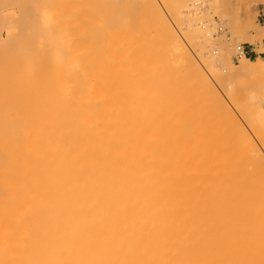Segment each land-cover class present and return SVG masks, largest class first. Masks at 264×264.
<instances>
[{
    "label": "bare ground",
    "instance_id": "obj_1",
    "mask_svg": "<svg viewBox=\"0 0 264 264\" xmlns=\"http://www.w3.org/2000/svg\"><path fill=\"white\" fill-rule=\"evenodd\" d=\"M66 1L0 0V264H264V159L256 178L232 148L218 161L219 129L200 169L173 125L178 108L208 134L195 89L166 96L208 63L183 42L213 31L188 0H76L75 24ZM206 2L251 23L254 0Z\"/></svg>",
    "mask_w": 264,
    "mask_h": 264
},
{
    "label": "rangeland",
    "instance_id": "obj_2",
    "mask_svg": "<svg viewBox=\"0 0 264 264\" xmlns=\"http://www.w3.org/2000/svg\"><path fill=\"white\" fill-rule=\"evenodd\" d=\"M156 1L157 5L160 6L159 1L161 0ZM188 1L192 7L184 10L181 17L186 21L189 19L196 20L195 23L193 21L195 29L198 28L199 31L202 30L201 33L206 30L208 32L212 30L213 32L211 31L212 34L207 35L211 38L207 37L206 39V35L202 33V35H204L203 39L202 35L199 40L189 41L187 39V42L193 45L194 48L188 47L185 43L186 41L183 42V44L187 48L188 53H192L194 56L193 58L196 61H199L198 57L202 56L200 58L206 59L208 63L206 68H203V73L200 76H195L193 72L190 71L191 66L188 63H186L183 67H180L179 84H182V86L178 87V89L173 93L168 91L166 96L176 97L180 93H183L185 90V82H182L181 79H189L191 87L195 90L194 92H190L188 90L187 94L189 97H187L197 100L198 113L204 112L205 114L196 116H201L200 120H203V122H201L203 124L200 125L209 126V131L207 132V135L196 132L195 129L199 124H195L194 126L192 125L193 128L191 129L189 126L190 121L187 120L186 122L181 117L179 109L176 108L173 120V125L176 129L177 135L176 138L178 140L184 139L185 131L188 132L185 139L193 146H191L192 155L199 161V168L203 170L206 168L205 160L207 158L205 142L207 140L212 141L216 139V133L219 129H221V147L217 141L215 143V147L213 148L214 151L220 150L218 161L222 158H228V154L232 148L233 159L238 161V164L240 163L243 166V169H245L243 171H246V173L256 178L260 171V166H258L256 162L252 163V161H256L259 158L264 159V58L249 61L250 63L260 62L258 67L253 68L254 70L244 68L242 65L244 64L246 57L243 56L242 58H239L237 48L240 46L245 48L254 47L259 44V52L264 53V45L261 44L262 39L264 40V28L258 20L259 17L254 16V8L252 10L253 15H251V23L248 25V28L246 29L245 26H243V32L241 29L235 32L232 25H228V22L225 19H221L214 11L209 9L206 0ZM254 1V7L257 4L264 5V0ZM76 2V0H68L65 2V5H62V11L65 9L63 13L67 18V21L72 22L74 20V22H72L73 24L77 23L76 21H79L78 23H80L81 20H78L77 18H73L72 20V17H76V15L79 14L75 11L78 8H76V6H78V3L76 4ZM129 4V9L133 8L132 6H139L138 4L135 5V2H130ZM149 8V6H147V8L143 6L141 7L139 14L142 18H145L148 15L150 10ZM143 9L145 10L142 11ZM163 11L164 13L161 17L164 19V16H167L170 11ZM53 12L54 11L51 10L52 14ZM70 15L71 17L69 20L68 18ZM223 20L226 22L224 21V23ZM80 25L82 26V22ZM168 26L169 28H175L174 30L177 32L173 23ZM221 32L223 34L225 33V36ZM6 34L7 33L5 32V35ZM245 34H250L251 36L256 37V43L251 45L245 43ZM222 55L228 56L230 58V62H222ZM167 98L168 97L164 98V103H167ZM172 105L175 106L176 104ZM195 113L196 112L193 114ZM213 115L216 117L213 118ZM188 129H190V132ZM233 167H236V164H233Z\"/></svg>",
    "mask_w": 264,
    "mask_h": 264
},
{
    "label": "crops",
    "instance_id": "obj_3",
    "mask_svg": "<svg viewBox=\"0 0 264 264\" xmlns=\"http://www.w3.org/2000/svg\"><path fill=\"white\" fill-rule=\"evenodd\" d=\"M255 14L254 16L259 17V22L261 26L264 28V5L262 4H257L254 7ZM259 15V16H258ZM261 44L264 45V40L262 39ZM251 45V44H249ZM260 45H256L254 47H244V55L247 59L257 60L258 58H264L263 55L264 53L259 52Z\"/></svg>",
    "mask_w": 264,
    "mask_h": 264
},
{
    "label": "built area",
    "instance_id": "obj_4",
    "mask_svg": "<svg viewBox=\"0 0 264 264\" xmlns=\"http://www.w3.org/2000/svg\"><path fill=\"white\" fill-rule=\"evenodd\" d=\"M245 53V52H244ZM239 57H240V55H239Z\"/></svg>",
    "mask_w": 264,
    "mask_h": 264
}]
</instances>
